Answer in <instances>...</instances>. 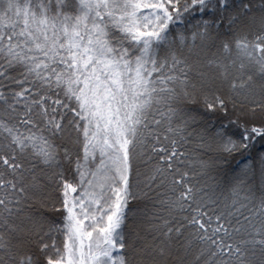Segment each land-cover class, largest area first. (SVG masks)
<instances>
[{
	"label": "snow or ice",
	"instance_id": "snow-or-ice-1",
	"mask_svg": "<svg viewBox=\"0 0 264 264\" xmlns=\"http://www.w3.org/2000/svg\"><path fill=\"white\" fill-rule=\"evenodd\" d=\"M0 264H264V0H0Z\"/></svg>",
	"mask_w": 264,
	"mask_h": 264
},
{
	"label": "trees",
	"instance_id": "trees-1",
	"mask_svg": "<svg viewBox=\"0 0 264 264\" xmlns=\"http://www.w3.org/2000/svg\"><path fill=\"white\" fill-rule=\"evenodd\" d=\"M224 195H229V193L228 192H225Z\"/></svg>",
	"mask_w": 264,
	"mask_h": 264
}]
</instances>
